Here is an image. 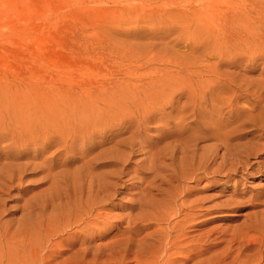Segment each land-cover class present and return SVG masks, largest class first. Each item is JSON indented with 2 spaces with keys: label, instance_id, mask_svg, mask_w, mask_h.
Returning <instances> with one entry per match:
<instances>
[{
  "label": "rangeland",
  "instance_id": "1",
  "mask_svg": "<svg viewBox=\"0 0 264 264\" xmlns=\"http://www.w3.org/2000/svg\"><path fill=\"white\" fill-rule=\"evenodd\" d=\"M3 131L0 264H209L264 210V0H0Z\"/></svg>",
  "mask_w": 264,
  "mask_h": 264
},
{
  "label": "bare ground",
  "instance_id": "2",
  "mask_svg": "<svg viewBox=\"0 0 264 264\" xmlns=\"http://www.w3.org/2000/svg\"><path fill=\"white\" fill-rule=\"evenodd\" d=\"M199 1V0H198ZM208 9V8H207ZM204 11V10H203ZM207 18H208V16H207ZM196 20V19H195ZM4 130H6V128H4ZM216 133V132H215ZM1 134L2 135H7V136H9L10 137V139L13 141L9 146L10 147H12L13 149H15V150H11V149H7V158H9V159H11L12 160V162H10V164L9 165H7V164H5V165H3V166H1L0 168V173H6V179L5 180H3V182L5 181V183L7 182V183H9L10 181H12L11 183H13V182H15V179L17 180V179H20L21 178V173H22V171H24V173H26V170H29V169H33L34 170V168H36V167H33V168H31V166H32V164H31V162H28V163H30V164H22V165H17V164H15V162L14 161H16V160H18L22 155H21V153L24 151V149L27 147L26 145H23V146H20L19 145V141H14V137L12 136V135H14V134H12V135H10L8 132H5V131H3V132H1ZM45 145H43V147H44ZM223 146V145H222ZM43 147H40V149H43ZM221 147V146H220ZM5 148H7V146H5ZM227 149V148H226ZM260 149V148H259ZM35 150V149H34ZM258 150V149H257ZM228 152V151H227ZM245 153V152H244ZM26 155V154H25ZM36 155V154H35ZM35 155H33V156H35ZM213 158V157H212ZM213 160V159H212ZM201 161V160H200ZM199 161V162H200ZM34 162V161H33ZM46 164V163H45ZM35 165V164H34ZM47 165V164H46ZM188 166V165H187ZM38 167V166H37ZM49 167V166H48ZM191 168H192V166H190ZM190 168V169H191ZM48 169V168H47ZM187 170H189L188 169V167L186 168ZM193 171H194V169H193ZM183 172H185V171H183ZM190 172H192L191 170H190ZM195 172V171H194ZM218 173H220V172H218ZM193 174V173H192ZM189 175V174H188ZM187 175V176H188ZM179 176V175H178ZM192 176H194V175H192ZM182 177V176H181ZM191 177V175L189 176V178ZM178 179H179V177H177ZM183 178V177H182ZM187 178V177H186ZM184 179V178H183ZM176 180V179H175ZM102 183V182H101ZM104 185V184H103ZM104 186H107V185H104ZM99 187V186H98ZM148 187V186H147ZM1 188V187H0ZM3 188V187H2ZM146 188V187H145ZM83 189V187L81 188V191H83L82 190ZM98 189V188H97ZM81 191H78V192H81ZM90 191V190H89ZM91 191H93V190H91ZM97 191V190H96ZM99 191V190H98ZM146 191H147V188H146ZM84 192V191H83ZM83 192H81V195L83 194ZM100 192H105V189L104 190H100L99 191V193ZM95 193V192H94ZM98 193V194H99ZM96 194H97V192H96ZM96 194H95V196H96ZM105 194H106V192H105ZM84 196V195H83ZM102 196L104 197V198H106V199H108L109 198V195H103L102 194ZM102 196L100 197V198H102ZM80 197H82V196H80ZM91 197V196H90ZM94 198V200H95V197H93ZM103 198V199H104ZM79 199V198H78ZM96 200H97V197H96ZM100 200V201H99ZM98 201H99V203L101 202V200L102 199H99ZM105 200V199H104ZM172 200V199H171ZM89 201H90V199H89ZM105 202H107L106 200H105ZM159 202V201H158ZM160 202H162V201H160ZM159 202V203H160ZM77 203V202H76ZM81 203V202H80ZM94 203H95V201H94ZM102 203V202H101ZM188 203V202H187ZM91 204H92V202H91ZM98 204V203H97ZM104 204V203H103ZM177 204H179V203H177ZM176 204V206H178ZM182 204V203H181ZM190 204V203H189ZM93 205V204H92ZM162 205V204H161ZM191 206H192V204H190ZM91 206V205H90ZM95 206H97V205H95ZM100 207H102L101 206V204L99 205ZM157 206V205H156ZM173 206H174V204H173ZM182 206V205H181ZM172 208V207H171ZM182 208V210H189V206H187L186 208H184V206H182L181 207ZM97 209V207L95 208V209H93L92 211H95ZM164 210V209H163ZM166 210V209H165ZM179 210V209H178ZM191 210V209H190ZM180 211V210H179ZM175 212H178V211H175L174 210V213ZM189 212V211H188ZM191 212V211H190ZM170 214H171V212H169ZM179 213H181V212H179ZM183 213V212H182ZM193 213V212H192ZM194 214V213H193ZM192 214V215H193ZM179 215V214H178ZM177 215V216H178ZM171 216V215H170ZM180 216L182 217V215L180 214ZM179 216V217H180ZM185 216V215H184ZM186 216H189V214H186ZM185 216V217H186ZM191 216V215H190ZM166 218V217H165ZM188 220V219H187ZM183 221H184V219H183ZM186 221V220H185ZM130 228V227H129ZM246 229V231H245V234H244V231L242 232L244 235L243 236H240V235H238V236H231L230 235V240L227 242V240H226V243L228 244H226L227 245V247H226V245H225V250H224V252H222V253H220V254H218V255H216V256H214V257H211V258H209L208 259V261L210 262L209 264H240V262H241V260H243L244 258H248L250 255H248V256H246L245 255V252L247 253V252H252L253 254V256H259V260H260V263L259 264H264V251H263V247H264V210H262V211H260L259 212V214L256 216V218L245 228ZM127 230V229H126ZM136 231V230H135ZM167 231V230H166ZM182 231V230H181ZM166 233V232H165ZM185 233V232H184ZM186 234V233H185ZM241 234V233H240ZM167 236L169 235V233L168 234H166ZM166 236V237H167ZM170 237H171V235H169ZM171 238H173V237H171ZM170 239V238H169ZM167 240V239H166ZM174 240V239H173ZM183 241H185V240H183ZM182 240H180V241H175L174 240V243L172 244V246L173 247H175V248H178V249H180V248H184L185 246H187V245H184V244H182V243H184ZM166 242V241H165ZM188 243V242H187ZM186 244V243H185ZM165 245V244H164ZM168 245V244H167ZM195 245V244H194ZM166 246V245H165ZM198 246V245H197ZM189 248V247H188ZM188 248H185V249H188ZM196 248V245H195V247H194V249ZM165 249V248H164ZM177 249V250H178ZM171 250H172V248H171ZM176 250V249H175ZM191 250V249H190ZM197 250V249H196ZM165 251V250H164ZM168 251H170V249L168 250ZM192 251H194L193 249H192ZM179 252V251H178ZM178 252H174L175 254H177ZM202 251H200V253H201ZM190 253V252H189ZM189 255V256H188ZM187 256H188V259L190 260V258L191 257H193L194 258V254L192 255V254H188ZM171 256V255H170ZM174 256V255H173ZM244 256V258L243 259H241L242 257ZM251 257V256H250ZM249 257V258H250ZM169 258H171V257H168V259ZM206 259V258H205ZM249 260V259H248ZM186 261H188V260H186ZM245 261H247L246 259H245ZM207 262V261H206ZM248 262V261H247ZM247 262H242L243 264H246ZM241 263V264H242ZM203 264V263H202Z\"/></svg>",
  "mask_w": 264,
  "mask_h": 264
}]
</instances>
